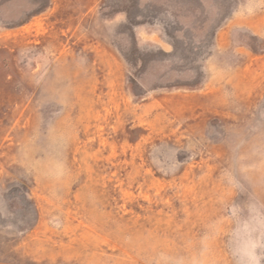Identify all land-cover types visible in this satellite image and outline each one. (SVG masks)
<instances>
[{
	"label": "rangeland",
	"instance_id": "1",
	"mask_svg": "<svg viewBox=\"0 0 264 264\" xmlns=\"http://www.w3.org/2000/svg\"><path fill=\"white\" fill-rule=\"evenodd\" d=\"M234 211L264 217V0H0V255L264 264Z\"/></svg>",
	"mask_w": 264,
	"mask_h": 264
},
{
	"label": "clouds",
	"instance_id": "2",
	"mask_svg": "<svg viewBox=\"0 0 264 264\" xmlns=\"http://www.w3.org/2000/svg\"><path fill=\"white\" fill-rule=\"evenodd\" d=\"M252 213H255L256 210L255 209H251L250 210ZM233 216L235 217V220H234V224H233V230H232V237L234 236L236 230H237V227H238V223H248L250 224V226L252 227L253 229V221L261 226V227H264V217H257V216H253L251 220L249 219H245L243 218L239 212L237 211H234L233 212ZM209 230L212 234H216L219 232V225L218 223H213V224H210L209 225ZM211 237L206 234L202 240H201V244L203 246V251L201 252L200 256L199 257H192V259L188 262V264H205L204 260H203V255L205 252H207L208 250V247H209V241H210ZM235 250V248H234ZM236 251V250H235ZM238 253V252H237ZM239 254V253H238ZM179 264H185V262L181 261L179 262Z\"/></svg>",
	"mask_w": 264,
	"mask_h": 264
},
{
	"label": "crops",
	"instance_id": "3",
	"mask_svg": "<svg viewBox=\"0 0 264 264\" xmlns=\"http://www.w3.org/2000/svg\"><path fill=\"white\" fill-rule=\"evenodd\" d=\"M41 257L36 256H18L12 257L10 255H0V264H26L28 261L37 263L38 261L41 262ZM59 260V259H54Z\"/></svg>",
	"mask_w": 264,
	"mask_h": 264
}]
</instances>
